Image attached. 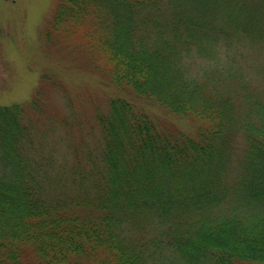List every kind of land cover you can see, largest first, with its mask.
<instances>
[{
  "label": "trees",
  "instance_id": "trees-1",
  "mask_svg": "<svg viewBox=\"0 0 264 264\" xmlns=\"http://www.w3.org/2000/svg\"><path fill=\"white\" fill-rule=\"evenodd\" d=\"M43 35L117 94L92 146L54 74L0 105V264H264V0H60Z\"/></svg>",
  "mask_w": 264,
  "mask_h": 264
},
{
  "label": "rangeland",
  "instance_id": "rangeland-1",
  "mask_svg": "<svg viewBox=\"0 0 264 264\" xmlns=\"http://www.w3.org/2000/svg\"><path fill=\"white\" fill-rule=\"evenodd\" d=\"M59 2L0 0V105L27 103L43 84L42 76L54 74L67 91L59 89L53 94L55 104L63 109L62 112L68 113L67 103L71 102L84 122V134L92 146L98 138V130L93 126V111L87 104L90 107L97 103L104 105L108 98L117 94V90L102 74L87 69L83 63L79 64V58L74 54L69 57L67 49L62 52L65 44L56 47L45 44L43 34ZM245 56L244 65H247L249 77L255 84H260L263 73L259 69H264V49L257 53L247 51ZM145 108L160 125L190 134L197 130L194 121L170 113L158 104L147 103ZM46 133L50 144L59 143L56 149L60 159L63 157L61 160L66 161L68 148L63 140L64 131L56 128Z\"/></svg>",
  "mask_w": 264,
  "mask_h": 264
}]
</instances>
